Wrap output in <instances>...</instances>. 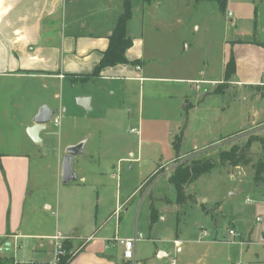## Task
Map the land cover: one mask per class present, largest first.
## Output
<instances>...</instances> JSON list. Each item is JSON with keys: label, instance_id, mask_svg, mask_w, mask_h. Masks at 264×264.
Wrapping results in <instances>:
<instances>
[{"label": "rangeland", "instance_id": "374dc122", "mask_svg": "<svg viewBox=\"0 0 264 264\" xmlns=\"http://www.w3.org/2000/svg\"><path fill=\"white\" fill-rule=\"evenodd\" d=\"M126 1L131 6L128 55H142L141 75L190 80L135 81L83 74L73 90L74 102L88 96L93 108L68 119L63 141L55 136L53 145L63 150L67 139L74 144L85 140L83 153L100 151L92 158L107 166L101 175L112 184L102 194L113 207L118 197L123 200L160 170L144 186L146 197L140 200L135 191L108 222H117L116 239L132 237L136 223L142 249L148 242L170 246L168 240L178 236L185 243L181 253L171 248L176 259L192 264H264V167L256 174L260 161L264 163V0H226L223 10L217 0H78L76 12L92 14L96 30L107 36ZM100 7L105 11H98ZM231 54L239 69L226 80ZM99 103L105 108L118 105L120 110L107 113ZM48 126L58 130L53 122ZM223 152L236 153L239 162L223 159ZM79 158L75 156L73 163L77 174ZM192 159L216 163L208 173L185 183L184 197L178 200L169 176L176 165ZM91 198L88 212L94 222L103 212L97 211L96 193ZM75 225L88 233L82 220Z\"/></svg>", "mask_w": 264, "mask_h": 264}, {"label": "crops", "instance_id": "0c3cea01", "mask_svg": "<svg viewBox=\"0 0 264 264\" xmlns=\"http://www.w3.org/2000/svg\"><path fill=\"white\" fill-rule=\"evenodd\" d=\"M77 5L78 0H0V256L10 260L47 259L51 237L57 233L66 238L69 251L75 250L66 264H192L172 257V249L183 252L185 241L178 236L168 240L170 244L172 241L170 246L148 242L144 249L139 244L143 240L140 238L135 242L134 261L124 258L123 246L116 239L120 233L117 222L112 226L108 222L134 198L135 191L140 193V200L146 197V191L139 190L144 182L123 200L118 197L116 207L106 204L107 197L102 192L112 183L101 174L107 166L92 158L100 151L78 154L82 157L77 160L80 175L76 173L77 180L69 184L61 183L63 150L62 147L56 150L52 142L55 136L63 141L68 119L85 111L75 104L77 93L73 90L79 77L90 74L99 62L110 35L96 30L92 14L78 15ZM103 10L105 7L98 9ZM129 50L124 51L129 61H142L141 54L128 55ZM141 64L134 65L136 71L130 63L107 66L97 76L135 81L190 80L143 76ZM235 64L237 72L236 57ZM43 104L56 109L53 116L59 122L53 124L58 130L47 126L38 134L40 141L33 142L26 128ZM105 105L99 103V109L107 113L120 110L118 105L106 108ZM91 106L90 101L89 110ZM71 142L65 140V146L74 144ZM88 158L91 163L83 162ZM93 192L97 211L103 212L94 222L88 212ZM151 210L152 207L149 223L153 222ZM80 220L89 226L87 234L76 229L75 224ZM134 231L141 233L136 223Z\"/></svg>", "mask_w": 264, "mask_h": 264}, {"label": "trees", "instance_id": "16d2710c", "mask_svg": "<svg viewBox=\"0 0 264 264\" xmlns=\"http://www.w3.org/2000/svg\"><path fill=\"white\" fill-rule=\"evenodd\" d=\"M219 3V7L223 10L225 8L226 0H217ZM130 3L126 1L124 3V12L118 18L112 33L108 36V45L107 48L102 52V56L99 62L95 65L92 70L90 76H97L100 71L107 66H113L121 63H130L133 65H139L140 61L138 59H134L129 61L124 54L119 53V48L124 47L127 49L131 45V40L126 36V22L131 16V8ZM235 57L231 54L228 61L225 64L224 76L225 79H229L230 76L235 72ZM176 147V145H175ZM223 159L230 157L234 158L237 162H239V156L234 152H223L221 153ZM215 161L210 159H192L189 163H179L176 165L174 171L169 176V181L173 185L174 190L176 192L177 199H183V185L185 183L191 182L197 179L200 175L208 173L214 166ZM264 163L260 161L259 166L257 168V176L263 171ZM158 171L155 170L152 173V176L145 181L139 188L141 191L144 186H146L149 182H151L157 175ZM152 221L154 219V211L151 210ZM66 250H68L65 245ZM69 256L66 255L64 258L63 264H66ZM12 260L9 258H4L0 256V264H9Z\"/></svg>", "mask_w": 264, "mask_h": 264}, {"label": "water", "instance_id": "95a60500", "mask_svg": "<svg viewBox=\"0 0 264 264\" xmlns=\"http://www.w3.org/2000/svg\"><path fill=\"white\" fill-rule=\"evenodd\" d=\"M125 48H119V53L124 54ZM76 104L82 107L84 110L90 109V97L83 96L76 98ZM56 109L50 108L48 105L43 104L39 106L36 114L32 118V124L26 128V133L33 142H38V134L41 131L47 129ZM85 140L77 142L75 144H68L62 151L60 158L61 161V183L69 184L77 180V174L73 170L74 158L78 154H83V146Z\"/></svg>", "mask_w": 264, "mask_h": 264}, {"label": "built area", "instance_id": "2783aa9c", "mask_svg": "<svg viewBox=\"0 0 264 264\" xmlns=\"http://www.w3.org/2000/svg\"><path fill=\"white\" fill-rule=\"evenodd\" d=\"M50 122L58 124L59 118L56 116H52ZM131 131H134V129L132 128ZM229 233L231 235H236V233L232 229L229 230ZM141 237V233H137L134 231L132 237L126 239H118L119 243L123 246V255L125 259L134 261L135 242ZM65 242L66 238L56 233L51 237V252L50 256L47 259H13L9 264H63L65 256L68 255L70 258L75 252V250H66Z\"/></svg>", "mask_w": 264, "mask_h": 264}]
</instances>
